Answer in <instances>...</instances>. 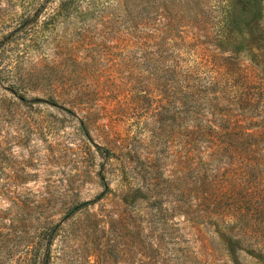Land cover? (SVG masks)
I'll use <instances>...</instances> for the list:
<instances>
[{
	"label": "rangeland",
	"instance_id": "374dc122",
	"mask_svg": "<svg viewBox=\"0 0 264 264\" xmlns=\"http://www.w3.org/2000/svg\"><path fill=\"white\" fill-rule=\"evenodd\" d=\"M143 1L0 0V213L22 239L5 264L40 259L52 229L49 264H264V234L235 259L219 225L177 210L179 170L186 187L191 170L171 126L152 133L141 62L131 69L144 44L184 51L178 39L190 64L258 68L249 37L223 39L225 12L240 0H162L149 31ZM186 5L199 19L185 20ZM147 164L155 185L146 188Z\"/></svg>",
	"mask_w": 264,
	"mask_h": 264
},
{
	"label": "trees",
	"instance_id": "16d2710c",
	"mask_svg": "<svg viewBox=\"0 0 264 264\" xmlns=\"http://www.w3.org/2000/svg\"><path fill=\"white\" fill-rule=\"evenodd\" d=\"M164 3L143 1L140 24L146 31L152 30L151 13L154 9L163 10ZM263 7L264 0H240L237 7L225 12L222 22L230 34L223 36L224 41L237 35L253 42L258 68L252 67L251 71L221 72L212 58L201 57L199 63L190 64L184 39H178L184 51L163 40L161 44H144L145 51L131 60L132 71L136 61L143 67L137 86L143 94L139 97L143 109L149 121L156 124L152 133L159 136L171 126L180 149L178 159L183 164L187 161L191 170L188 187L179 170L177 210L191 215L200 226L219 225L225 232L227 253L235 259L240 247L246 243L249 247L252 237L257 239L264 234V36L259 30ZM178 11L185 13L187 21L200 17L187 5ZM149 160L152 159L145 158L146 163ZM146 170L147 188L155 184H151V165L147 164ZM79 207L75 206L74 211ZM5 214L0 213V264L12 259L16 244L22 241L21 234L14 231L13 218ZM52 233L53 229L46 234L45 253L40 259L39 255L33 256L31 264H49ZM249 249L254 253L253 247ZM256 251L263 259V248Z\"/></svg>",
	"mask_w": 264,
	"mask_h": 264
}]
</instances>
